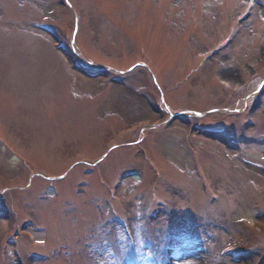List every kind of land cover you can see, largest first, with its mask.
Returning <instances> with one entry per match:
<instances>
[{"label": "rangeland", "instance_id": "374dc122", "mask_svg": "<svg viewBox=\"0 0 264 264\" xmlns=\"http://www.w3.org/2000/svg\"><path fill=\"white\" fill-rule=\"evenodd\" d=\"M263 62L264 0H0V264H264Z\"/></svg>", "mask_w": 264, "mask_h": 264}, {"label": "bare ground", "instance_id": "6f19581e", "mask_svg": "<svg viewBox=\"0 0 264 264\" xmlns=\"http://www.w3.org/2000/svg\"><path fill=\"white\" fill-rule=\"evenodd\" d=\"M254 150H257V149H254V147L251 146V151H254ZM132 178H133L134 180H136V179L138 178V176H137V175H134V176H132ZM3 223H4V222H3ZM186 254H188V253H185L184 255H186Z\"/></svg>", "mask_w": 264, "mask_h": 264}]
</instances>
